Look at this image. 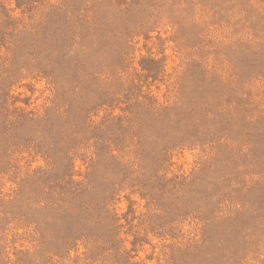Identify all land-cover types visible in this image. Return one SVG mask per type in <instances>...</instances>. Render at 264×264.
<instances>
[{"label": "rangeland", "instance_id": "1", "mask_svg": "<svg viewBox=\"0 0 264 264\" xmlns=\"http://www.w3.org/2000/svg\"><path fill=\"white\" fill-rule=\"evenodd\" d=\"M0 264H264V0H0Z\"/></svg>", "mask_w": 264, "mask_h": 264}]
</instances>
